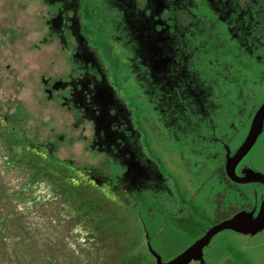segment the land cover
<instances>
[{
	"label": "rangeland",
	"instance_id": "obj_1",
	"mask_svg": "<svg viewBox=\"0 0 264 264\" xmlns=\"http://www.w3.org/2000/svg\"><path fill=\"white\" fill-rule=\"evenodd\" d=\"M58 1L0 0V264H166L215 225L259 216L264 0H230L234 19L213 0L178 11L195 95L147 75L132 38L116 40L107 0H77L81 33L138 134L131 167L94 150L90 123L78 126L59 96L70 62L48 29ZM259 226L217 231L186 264H264Z\"/></svg>",
	"mask_w": 264,
	"mask_h": 264
},
{
	"label": "flooded vegetation",
	"instance_id": "obj_2",
	"mask_svg": "<svg viewBox=\"0 0 264 264\" xmlns=\"http://www.w3.org/2000/svg\"><path fill=\"white\" fill-rule=\"evenodd\" d=\"M72 1L77 6L76 11L73 10L77 14L62 12L63 7L67 4L70 7ZM58 2L60 6L52 15L55 19L48 29H51L49 33L52 36L58 35L63 39L60 43L59 38V43L63 50H67L70 62L68 69H65V78L61 80L64 82L61 87L63 94L59 96L63 104L75 115L78 126L90 123V145L94 150L102 156L114 159L118 166H138V134L133 127L130 112L109 81L99 54L94 47L89 46L81 33L82 20L79 19L77 0H71L70 3L65 0ZM108 2L119 16L117 24L120 35L116 38L120 40H116L127 43L132 38L130 44L133 48L141 50L139 60L145 63L147 75L160 81L166 93L179 91L182 94L195 95L194 89L198 86V81L186 63L188 58L184 54V42L179 38L181 32L178 27L182 21L178 11L184 4L188 6L191 0H107ZM213 2L218 8H222L224 14L232 18L230 0ZM61 20L63 23H60ZM245 26L241 37L249 33V27ZM56 27L62 36L56 32ZM230 167L228 172H231ZM235 180L242 182L244 179Z\"/></svg>",
	"mask_w": 264,
	"mask_h": 264
},
{
	"label": "water",
	"instance_id": "obj_3",
	"mask_svg": "<svg viewBox=\"0 0 264 264\" xmlns=\"http://www.w3.org/2000/svg\"><path fill=\"white\" fill-rule=\"evenodd\" d=\"M264 114V107L262 108V110L259 112L258 116H259V120H261V117ZM255 125V124H254ZM252 126L250 133L248 134V137L246 139V141L244 142L242 148L240 149L238 158L241 157V155L244 153V151L248 148L251 137H252V130L253 127ZM237 158V159H238ZM232 165V164H231ZM230 171L232 172V169L230 168ZM247 180V179H244ZM243 181V180H242ZM253 219L255 217H252ZM264 220V209L261 210L260 215L257 216L252 222H249L245 225H238L235 224L232 221H225V222H221L217 225H215L196 245H194L191 249H189L188 251H186L184 254L180 255L179 257L173 259L172 261L166 263V264H186L192 257L193 254L196 253L198 251V249L204 245V243H206V241L211 237V235H213L214 233H216L217 231L223 229V228H232L241 232H254L256 230H258L259 228H261L259 226L260 221ZM259 226V228H258Z\"/></svg>",
	"mask_w": 264,
	"mask_h": 264
}]
</instances>
